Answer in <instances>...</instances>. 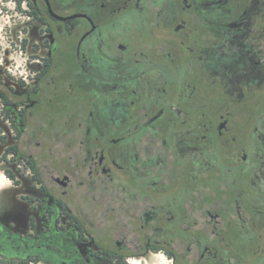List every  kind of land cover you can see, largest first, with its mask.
<instances>
[{
    "label": "flooded vegetation",
    "instance_id": "af4514ba",
    "mask_svg": "<svg viewBox=\"0 0 264 264\" xmlns=\"http://www.w3.org/2000/svg\"><path fill=\"white\" fill-rule=\"evenodd\" d=\"M12 3L0 264H264V0Z\"/></svg>",
    "mask_w": 264,
    "mask_h": 264
},
{
    "label": "rangeland",
    "instance_id": "374dc122",
    "mask_svg": "<svg viewBox=\"0 0 264 264\" xmlns=\"http://www.w3.org/2000/svg\"><path fill=\"white\" fill-rule=\"evenodd\" d=\"M10 2L12 3V0H0V24L3 25L0 27V73H3L4 79H7L6 74L9 72L8 68L15 69L17 64H23V58L25 57V51L21 43V37H23L21 24H19L18 19L16 21L13 20V8L6 7ZM5 16L9 17L7 24H3V18ZM5 44H7V47L4 46ZM0 129L5 132H10L9 125L3 122L1 115ZM1 167L4 169L7 168L5 164H2ZM9 188L11 186H2L0 188V193H2L0 198L3 201L14 203L13 198L15 195Z\"/></svg>",
    "mask_w": 264,
    "mask_h": 264
},
{
    "label": "clouds",
    "instance_id": "9594fccd",
    "mask_svg": "<svg viewBox=\"0 0 264 264\" xmlns=\"http://www.w3.org/2000/svg\"><path fill=\"white\" fill-rule=\"evenodd\" d=\"M6 7H8V8H15V4L10 2V3H8L6 5ZM8 22H9V17L5 16L3 18V24H7ZM2 26L3 25L0 24V27H2ZM4 46L7 47V44H5ZM19 66H20V64H17L16 65L17 68ZM8 71L14 73L15 72V69L14 68H9ZM0 181H2V183H0V187L4 186V184L9 183V181L4 180V177H3V174L2 173H0ZM152 260H153V264H170V261L166 260L163 252H160V253L154 255L153 258H152ZM128 264H141V262L138 261V260H129Z\"/></svg>",
    "mask_w": 264,
    "mask_h": 264
},
{
    "label": "crops",
    "instance_id": "0c3cea01",
    "mask_svg": "<svg viewBox=\"0 0 264 264\" xmlns=\"http://www.w3.org/2000/svg\"><path fill=\"white\" fill-rule=\"evenodd\" d=\"M0 173L4 174V173L2 172V170H0ZM7 180H8V179H7ZM8 181H9V180H8ZM7 186H12L10 181H9L8 185L6 184V187H7Z\"/></svg>",
    "mask_w": 264,
    "mask_h": 264
},
{
    "label": "bare ground",
    "instance_id": "6f19581e",
    "mask_svg": "<svg viewBox=\"0 0 264 264\" xmlns=\"http://www.w3.org/2000/svg\"><path fill=\"white\" fill-rule=\"evenodd\" d=\"M3 177H4V180L8 181L7 178H6V176L4 174H3ZM0 183H2V181H0ZM7 185H8V183H7ZM4 186H6V184H4Z\"/></svg>",
    "mask_w": 264,
    "mask_h": 264
},
{
    "label": "trees",
    "instance_id": "16d2710c",
    "mask_svg": "<svg viewBox=\"0 0 264 264\" xmlns=\"http://www.w3.org/2000/svg\"><path fill=\"white\" fill-rule=\"evenodd\" d=\"M21 2V0H19Z\"/></svg>",
    "mask_w": 264,
    "mask_h": 264
}]
</instances>
